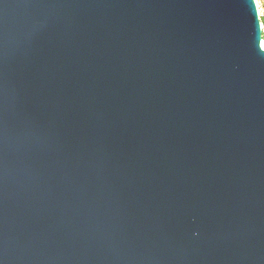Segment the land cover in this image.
Returning <instances> with one entry per match:
<instances>
[{"label": "water", "instance_id": "obj_1", "mask_svg": "<svg viewBox=\"0 0 264 264\" xmlns=\"http://www.w3.org/2000/svg\"><path fill=\"white\" fill-rule=\"evenodd\" d=\"M254 0H0V264H264Z\"/></svg>", "mask_w": 264, "mask_h": 264}, {"label": "built area", "instance_id": "obj_2", "mask_svg": "<svg viewBox=\"0 0 264 264\" xmlns=\"http://www.w3.org/2000/svg\"><path fill=\"white\" fill-rule=\"evenodd\" d=\"M258 9V14L261 16L264 15V0H254ZM261 9V10H260ZM262 35L264 36V26L261 24ZM261 48L264 49V39L261 41Z\"/></svg>", "mask_w": 264, "mask_h": 264}, {"label": "trees", "instance_id": "obj_3", "mask_svg": "<svg viewBox=\"0 0 264 264\" xmlns=\"http://www.w3.org/2000/svg\"><path fill=\"white\" fill-rule=\"evenodd\" d=\"M261 24L264 26V15L260 17ZM264 39V36H263Z\"/></svg>", "mask_w": 264, "mask_h": 264}, {"label": "rangeland", "instance_id": "obj_4", "mask_svg": "<svg viewBox=\"0 0 264 264\" xmlns=\"http://www.w3.org/2000/svg\"><path fill=\"white\" fill-rule=\"evenodd\" d=\"M259 1H261V0H259ZM261 10V9H260Z\"/></svg>", "mask_w": 264, "mask_h": 264}]
</instances>
